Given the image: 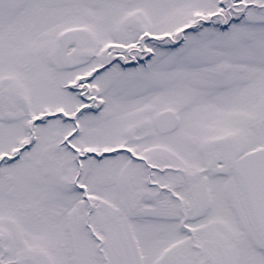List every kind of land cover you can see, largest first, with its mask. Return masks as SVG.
Instances as JSON below:
<instances>
[{"label":"snow or ice","instance_id":"snow-or-ice-1","mask_svg":"<svg viewBox=\"0 0 264 264\" xmlns=\"http://www.w3.org/2000/svg\"><path fill=\"white\" fill-rule=\"evenodd\" d=\"M0 264H264V0H0Z\"/></svg>","mask_w":264,"mask_h":264}]
</instances>
